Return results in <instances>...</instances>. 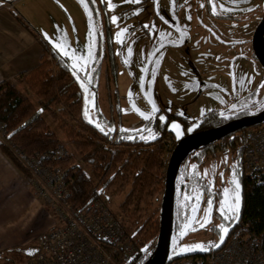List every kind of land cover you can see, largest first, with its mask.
<instances>
[{
  "label": "rangeland",
  "instance_id": "obj_1",
  "mask_svg": "<svg viewBox=\"0 0 264 264\" xmlns=\"http://www.w3.org/2000/svg\"><path fill=\"white\" fill-rule=\"evenodd\" d=\"M95 1L99 3V0ZM111 2L115 7L109 10L107 0H104L113 33L118 77L116 84L111 83L109 91L103 75L105 67L103 66L99 77L93 73L97 68L98 60L93 53L90 26L88 23L84 26L81 24V16L77 18L76 31L67 32L66 37L61 35V39H63L61 46L53 47L69 61L71 69L77 75L90 80L93 85L99 84L96 99L99 102L100 111L106 117H110L108 92L111 94V104H114L118 99L122 112L121 126L124 130L134 131L143 127L146 121L154 117L152 105L156 111L163 114L169 111L195 122L210 111L220 112L227 118L235 117L240 112H247L253 116L264 105L263 102L256 106L264 97V71L257 61H254L255 59H251L250 45L246 47L240 45L242 38L240 35L244 31L245 25L248 29L252 26L253 19L254 26L261 22L264 16V0L256 1L261 8L254 12L253 19L246 16L245 23L241 20L234 23L224 20L220 24L210 19L208 15H226L227 10L223 7L227 3L226 0H220L219 3L222 2L223 5L218 4L216 7H212L210 4L209 11L211 13L208 12V0H158V6L155 0H141L140 3H125L124 0H111ZM259 11L261 15L258 14ZM113 16L117 17L116 23H112ZM73 17L75 16L73 15ZM145 25L148 27H144ZM188 25L195 29L192 35L187 29ZM221 26L237 28V34H234L236 35L235 39L230 41L235 45H228L227 41L221 38L224 33ZM176 28L181 30L186 39L180 47L177 45L181 38ZM199 28L205 29V39L212 40L213 45L210 52H208L210 48L201 43ZM220 28L221 30H219ZM99 30L100 27L95 24L93 34L97 35ZM122 30L126 31L123 36H119L118 34ZM93 42L96 43L95 40ZM166 44L168 45L157 51L146 72L144 91L149 98L146 100L139 86L142 71L149 57L160 46ZM202 51L203 54L210 56L209 63L203 57ZM249 63L254 64V67H251ZM258 74H260L261 80L258 79ZM13 86L37 106V99L31 95L20 80H15ZM83 88L85 95L83 118L86 122L96 124V112L93 108L95 92L91 93L87 87ZM114 91L117 92V98L114 96ZM250 92L254 93V98H249L245 107L234 105L237 99ZM65 109L66 106H60V110ZM145 116L148 118L145 119ZM73 118L74 120L69 123L70 128L84 132L79 116L75 115ZM43 119L55 133L60 141V146L69 154L70 160L64 166L80 164L93 182L91 169L81 162L73 145L67 141L54 119L48 113L43 115ZM11 142L17 145L15 142ZM171 144V139H167L166 154L162 157L165 173L172 154L170 152ZM194 168L209 185V191L224 195L225 189H228L229 203L233 204L231 201L234 198V190L231 189L234 179L232 154L220 151L215 152V156L210 155L202 165L195 164L192 159L185 163L177 181L176 211L184 209L185 201L188 198L183 186L182 173L184 171L191 172ZM24 182L22 175L15 172L8 163L0 162V264H10V260L23 261L25 259L23 256L10 253V251L32 248L37 237L47 232L52 225L47 208L39 203L38 206L34 203V193ZM119 186L120 182H115L102 193L101 197L108 202L111 211L118 217L124 228L134 235V230L119 208L125 196ZM190 199H193V209L200 208L194 225L204 224L205 227L199 232H192L181 239H176L179 250L182 248L197 249L194 247L197 244L207 247L209 242L217 243L219 238L210 231V228L218 226V219L214 218L211 225L208 226V218L212 210L215 215L222 216L221 211L224 209L222 202L217 201L209 204L206 196L200 195L197 189L193 191ZM154 247L155 244L153 247L145 246L142 251L153 253Z\"/></svg>",
  "mask_w": 264,
  "mask_h": 264
},
{
  "label": "trees",
  "instance_id": "obj_2",
  "mask_svg": "<svg viewBox=\"0 0 264 264\" xmlns=\"http://www.w3.org/2000/svg\"><path fill=\"white\" fill-rule=\"evenodd\" d=\"M88 3L91 5L90 1ZM95 3H98V1H95ZM97 5L99 11L93 14L94 24H98L100 30L97 35L93 34L94 31L91 32L93 53L98 60L97 68L93 73L99 77L103 66L105 67L103 75L107 81L106 87L109 91L111 83L116 84L117 82L118 64L113 43V33L105 5L102 0H99ZM12 15L39 42L42 46L43 54L40 64L36 68L18 75L20 82L37 99V106L11 83L6 81L0 83V122L6 127L7 136L13 134L10 140L27 153H48L54 151L60 145V141L43 119L44 114H50L58 128L66 136L67 141L73 145L81 162L91 168L90 172L94 179L91 182L87 172L81 170L78 166H70V172L73 177V182L70 186V205L76 209L83 210L115 182H120L119 189L124 191L125 196L119 208L134 230V235L129 233L128 230L126 231L130 234L140 252L132 262L126 264H145L146 258L142 248L145 246L153 247L159 233V213L165 187V166L162 157L166 154V140L169 137L173 138L170 152L173 151L176 145V141L169 130L170 124H178L183 132H187L189 128H193L194 132H200L211 130L230 121L251 115L247 114V112H240L235 117L227 118L220 112L210 111L197 122H190L184 117L166 112L165 123L154 116L146 121L140 129L126 131L121 126L122 112L118 99H116L117 101L114 104H111V94L108 92L110 117H106L100 111L99 102L96 99L98 97L99 84L93 85L90 80L77 75L71 69L66 58L50 44L43 41L16 14L13 13ZM263 19L264 16L262 17ZM93 40H95V44ZM83 87L90 89L89 92L91 93L95 92L93 108L96 112V124L86 122L83 118L85 113L83 112L85 102ZM114 96L117 98L116 91H114ZM249 98H254L253 92L237 99L234 105L245 107L249 102ZM263 102L264 97L261 98L257 105H254L259 106ZM61 105L66 106V109L60 110ZM263 110L264 105L261 106L255 115ZM75 115L79 116L84 132L70 128L69 123L74 120L73 117ZM101 128L104 131H101ZM250 128L240 130L194 152L178 169L177 181L185 163L189 159H192L197 165H202L210 155L215 156L216 148L226 154V146H228L232 154L234 179L240 184L238 219L225 220L223 216L215 214L214 218L218 219V226L224 225L227 227L232 226L235 222L237 224L242 221H250L251 226L257 232H260L264 229V187L255 186L248 182L242 171V156L246 144L245 133ZM0 151L19 171H23V168L5 147L0 146ZM69 160L70 157H67L63 165ZM182 180L184 181L183 186L188 197L197 189L200 195L206 196L208 201H212V203L220 201L224 209L227 208L224 202V195L222 193L214 194L209 191V185L196 172V168L191 172L184 171ZM231 189L234 190V185H232ZM148 198L150 199L148 200ZM192 203L193 199L190 201L186 199L184 209L175 211L169 260L166 264H171L179 259L176 239H181L191 233L187 232L182 235L183 230L197 210L192 208ZM218 226L210 228V231L217 237L221 233ZM211 250L212 247L207 248L206 253L208 254ZM196 255L201 254L196 253L193 256ZM115 258L119 264H122L118 253H115ZM9 263L15 264L17 262L10 260Z\"/></svg>",
  "mask_w": 264,
  "mask_h": 264
},
{
  "label": "built area",
  "instance_id": "obj_3",
  "mask_svg": "<svg viewBox=\"0 0 264 264\" xmlns=\"http://www.w3.org/2000/svg\"><path fill=\"white\" fill-rule=\"evenodd\" d=\"M168 139L173 142L172 137ZM245 139L243 175L251 184L264 187V123L248 129ZM0 146L19 162L26 174L25 184L32 189L35 201L47 208L52 221L51 228L37 237L32 247L35 254L15 264H119L115 253L126 264L140 254L104 198L100 196L83 210L70 205L73 177L70 166L63 165L69 154L62 146L48 153H27L7 139L2 122ZM226 149L231 153L228 146ZM74 165L83 170L80 164ZM152 254L144 253L146 262ZM171 264H264V229L257 232L250 221L238 222L220 250Z\"/></svg>",
  "mask_w": 264,
  "mask_h": 264
},
{
  "label": "crops",
  "instance_id": "obj_4",
  "mask_svg": "<svg viewBox=\"0 0 264 264\" xmlns=\"http://www.w3.org/2000/svg\"><path fill=\"white\" fill-rule=\"evenodd\" d=\"M88 1H90L91 5ZM226 1L227 3L223 5V1L219 3L220 0H208L209 13H211L209 11L210 4H212V7H216L218 4L223 5L227 10L224 16L209 14L208 17L219 24L224 20L232 23L241 20L245 23V21H247L244 19L246 16H248L249 19H253L254 12L261 8L257 4V0ZM85 4L87 6H85ZM97 4L98 3H92V0H85L84 4H82L80 0H0V83L6 81L13 85L15 80H19V74L30 71L40 64V59L43 54L42 46L13 17V13L21 18L29 28L34 30L43 41L47 42L52 47H57L61 46V41L63 40L61 39V35L66 37L67 32L77 29L78 16H81V24L83 26L84 24H89L90 40L92 42L91 32L95 25L93 14L99 11ZM258 14L261 15V12L259 11ZM73 15L75 17H73ZM258 25L259 23L254 26V19L250 28L248 27V29H246L245 25V29L240 35L242 36L240 45L245 47L250 45L251 47V40ZM221 28L222 31H224V33H222L223 37L221 38L227 41L226 44L235 45L234 42L230 41L235 39L234 36L236 35L234 34H237V28L234 26L226 28L221 26ZM221 28L219 30H221ZM187 29L190 35L195 32L194 27L191 25H188ZM204 30L205 29L199 28V36L202 38L201 43L203 46L207 45L210 48L208 52H210L213 43L212 40L208 38L205 39L206 34ZM249 52L251 59L254 60L255 58L251 48ZM202 55L209 63L210 56L203 54V51ZM254 61L256 62V60ZM250 62L254 63L252 61ZM249 65L254 67V64L249 63ZM257 77L261 80L260 74H258ZM0 162L8 163L15 172L22 175L25 181V171L23 169V171H19L1 151ZM34 203L36 205L38 204L35 200Z\"/></svg>",
  "mask_w": 264,
  "mask_h": 264
},
{
  "label": "water",
  "instance_id": "obj_5",
  "mask_svg": "<svg viewBox=\"0 0 264 264\" xmlns=\"http://www.w3.org/2000/svg\"><path fill=\"white\" fill-rule=\"evenodd\" d=\"M178 32L180 33L181 40L177 46L180 47L184 44L185 37L179 29ZM263 40H264V19L259 23V25L255 29V32L251 40V50L254 55V58L264 71V50L262 48ZM167 45L168 44L160 46L149 57L142 71L139 86L142 95L146 100H149V98L146 96L144 91V78L146 72L157 51L161 47ZM150 105L152 104L150 103ZM152 109L155 115L159 114L158 111L155 110V107L153 105H152ZM163 122H165V119H163ZM263 123H264V110L259 114L236 119L220 127L213 128L207 131L194 132L193 128H189L187 132L184 133L182 128L178 124L176 123L170 124L169 130L176 141V145L172 151L165 173L164 195L161 201V210L159 213L160 218H159L158 238L155 243L154 252L145 264H166L167 261L169 260V252L172 241V232H173L174 217L176 211L177 173H178V169L182 166V164L186 161V159L189 158L197 150L210 146L211 144H214L219 140L227 136H230L233 133H236L246 128L259 126ZM12 135L13 134L8 135L7 139H11ZM239 194H240V190H239ZM224 202L226 207H228L230 203H229L228 194L226 192L224 193ZM198 213L199 210L197 209L196 212L193 214L190 222L188 223L190 227H185L183 233L186 234L189 231V229L193 226L194 222L197 219ZM235 225L236 222L232 226L228 227L229 231L225 236L224 242L220 244V247L218 248L212 247V251L216 252L222 248V246L224 245L226 239L228 238L230 232L233 230ZM198 229L201 230L203 229V227H200ZM219 238L217 242H219ZM206 252L207 250H200V249H193L190 251L179 250L177 252V256L179 259H181V258L193 256L196 253H200L201 255L202 254L204 255L207 254ZM10 253L19 254L22 255L23 257H31L35 254V249L29 247L19 250H11Z\"/></svg>",
  "mask_w": 264,
  "mask_h": 264
},
{
  "label": "snow or ice",
  "instance_id": "obj_6",
  "mask_svg": "<svg viewBox=\"0 0 264 264\" xmlns=\"http://www.w3.org/2000/svg\"><path fill=\"white\" fill-rule=\"evenodd\" d=\"M80 2L82 4L85 3V0H80ZM102 2H104V0H102ZM125 3H140L141 0H124ZM92 3H95V0H92ZM108 3V9L111 10L112 8L115 7L114 4H112L111 0H107ZM155 3L158 6V0H155ZM85 6H87L85 4ZM112 23H116L117 22V17L113 16L112 18ZM190 19V17H189ZM144 27H148V25H145ZM124 31L126 30H122L118 35L119 36H123L124 35ZM143 115V114H142ZM145 119H147L148 117L145 116ZM97 127H99V125H97ZM101 131H104L103 128L100 129ZM131 138V137H130ZM154 138V137H153ZM232 184L234 185V200L235 203L234 204H229L227 208L223 209L221 211V215L223 216V218L225 220H233V219H238V213H239V208H240V194H239V189H240V184L237 180L233 179L232 180ZM229 190L225 189V192L227 193ZM209 204L212 203V201H208ZM201 227H204V224L200 225ZM186 227H190V225H187ZM220 228L221 234H220V238H219V242L217 243H213V242H209L208 246L206 247L203 244H197L194 247L200 250H207L208 247H215L218 248L220 247V244H222L224 242L225 236L227 235L229 228L227 226L224 225H220L218 226ZM195 230V229H193ZM185 233H182V235ZM193 250L191 248H182L180 249V251H190ZM31 254V253H29Z\"/></svg>",
  "mask_w": 264,
  "mask_h": 264
},
{
  "label": "flooded vegetation",
  "instance_id": "obj_7",
  "mask_svg": "<svg viewBox=\"0 0 264 264\" xmlns=\"http://www.w3.org/2000/svg\"><path fill=\"white\" fill-rule=\"evenodd\" d=\"M262 21V20H261ZM176 30L178 31V28H176ZM180 30V29H179ZM181 31V30H180ZM179 33V32H178ZM182 33V32H181ZM180 34V33H179ZM183 34V33H182ZM185 37V36H184ZM187 37H188V35H187ZM185 41H186V39H185ZM253 54V53H252ZM254 56V55H253ZM251 93V92H250ZM249 93V94H250ZM247 96V95H246ZM244 97V96H243ZM242 98V97H241ZM166 112H169V111H166ZM166 112L163 114L162 112H160V111H158V115H155L154 114V116L155 117H157V118H159L160 120H162V122H163V119H165L164 117H165V114H166ZM171 113V112H170ZM172 114V113H171ZM172 115H176V114H172ZM188 120V119H187ZM188 121H190V120H188ZM165 122H166V120H165ZM164 122V123H165ZM190 122H195V121H190ZM184 133H186V132H184ZM175 140V139H174ZM190 158V157H189ZM188 159V158H187ZM186 159V160H187ZM184 164V163H183ZM188 199V201H190L191 199H190V197H188L187 198ZM232 201V203L234 204L235 203V200H234V198H233V200H231ZM198 210L200 211V208H198ZM199 214V213H198ZM209 220H208V226L209 225H211V223H212V221L214 220V212H213V210L210 212V215H209V218H208ZM194 224H195V222H194ZM193 224V226L189 229V231L188 232H199V231H201V230H199L198 228H200L201 226H195ZM193 229H195V230H193Z\"/></svg>",
  "mask_w": 264,
  "mask_h": 264
},
{
  "label": "bare ground",
  "instance_id": "obj_8",
  "mask_svg": "<svg viewBox=\"0 0 264 264\" xmlns=\"http://www.w3.org/2000/svg\"><path fill=\"white\" fill-rule=\"evenodd\" d=\"M262 48H264V40H263V42H262Z\"/></svg>",
  "mask_w": 264,
  "mask_h": 264
}]
</instances>
